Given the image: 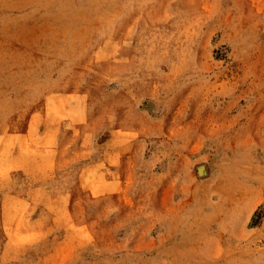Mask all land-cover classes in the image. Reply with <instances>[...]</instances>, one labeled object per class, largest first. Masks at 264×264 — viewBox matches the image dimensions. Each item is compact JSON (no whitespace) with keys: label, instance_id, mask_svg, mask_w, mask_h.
Returning a JSON list of instances; mask_svg holds the SVG:
<instances>
[{"label":"rangeland","instance_id":"rangeland-1","mask_svg":"<svg viewBox=\"0 0 264 264\" xmlns=\"http://www.w3.org/2000/svg\"><path fill=\"white\" fill-rule=\"evenodd\" d=\"M0 264H264V0H0Z\"/></svg>","mask_w":264,"mask_h":264},{"label":"bare ground","instance_id":"bare-ground-1","mask_svg":"<svg viewBox=\"0 0 264 264\" xmlns=\"http://www.w3.org/2000/svg\"><path fill=\"white\" fill-rule=\"evenodd\" d=\"M205 169V168H204Z\"/></svg>","mask_w":264,"mask_h":264}]
</instances>
